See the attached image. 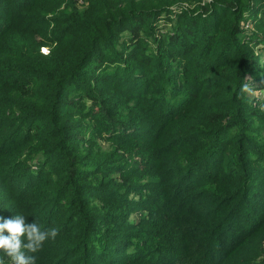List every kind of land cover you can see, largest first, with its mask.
I'll use <instances>...</instances> for the list:
<instances>
[{
	"label": "trees",
	"instance_id": "trees-1",
	"mask_svg": "<svg viewBox=\"0 0 264 264\" xmlns=\"http://www.w3.org/2000/svg\"><path fill=\"white\" fill-rule=\"evenodd\" d=\"M247 78L264 0H0V216L59 229L35 264H264Z\"/></svg>",
	"mask_w": 264,
	"mask_h": 264
},
{
	"label": "clouds",
	"instance_id": "clouds-1",
	"mask_svg": "<svg viewBox=\"0 0 264 264\" xmlns=\"http://www.w3.org/2000/svg\"><path fill=\"white\" fill-rule=\"evenodd\" d=\"M242 93L254 94L251 78L242 85ZM59 233L56 227L42 229L35 220L27 223L25 216L17 214L11 218L0 216V253L8 258V264H35V256L44 242L55 239ZM0 264L5 260L0 258Z\"/></svg>",
	"mask_w": 264,
	"mask_h": 264
},
{
	"label": "rangeland",
	"instance_id": "rangeland-1",
	"mask_svg": "<svg viewBox=\"0 0 264 264\" xmlns=\"http://www.w3.org/2000/svg\"><path fill=\"white\" fill-rule=\"evenodd\" d=\"M164 24H165V23H164V20H163V19H162V20L160 19L159 22H158V25H160V26L163 28V27H164ZM244 24L246 25V27H248V25H249L248 22H245ZM245 25H244V26H245ZM161 31H162V30H161ZM41 52L46 53L47 51H46V49L42 48V49H41ZM254 94H256V96H258V97H260V98L264 97V92H259V91H257V92H255ZM254 94H253V95H254Z\"/></svg>",
	"mask_w": 264,
	"mask_h": 264
}]
</instances>
